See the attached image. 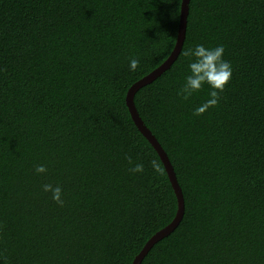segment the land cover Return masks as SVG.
I'll return each mask as SVG.
<instances>
[{
  "label": "trees",
  "instance_id": "1",
  "mask_svg": "<svg viewBox=\"0 0 264 264\" xmlns=\"http://www.w3.org/2000/svg\"><path fill=\"white\" fill-rule=\"evenodd\" d=\"M180 6L0 0V264H131L174 219L164 164L125 97L172 52ZM195 44H222L234 69L201 116L207 85L177 95ZM133 104L184 205L140 264H264V0H189L181 50ZM45 184L62 188V206Z\"/></svg>",
  "mask_w": 264,
  "mask_h": 264
},
{
  "label": "clouds",
  "instance_id": "2",
  "mask_svg": "<svg viewBox=\"0 0 264 264\" xmlns=\"http://www.w3.org/2000/svg\"><path fill=\"white\" fill-rule=\"evenodd\" d=\"M224 46L217 45L215 47H206L203 44H195L189 46L183 53V56L188 58L187 65L188 74L184 78V83L177 91V95L184 101H188L193 94L198 93L207 85L209 92L208 98L200 105L193 109L194 116H201L211 108L218 106L221 101V93L224 92L226 85L230 82L233 75V66L230 61L224 58ZM140 66V60L131 58L129 60V70L135 72ZM128 162L133 165L129 170L132 173H142L144 165L142 163H135L131 157H128ZM154 172H159V165L155 160L150 161ZM37 174H44L47 172L45 165L40 164L35 168ZM45 192H50L52 199L59 205H63L62 199L63 190L60 186H53L52 184L43 185Z\"/></svg>",
  "mask_w": 264,
  "mask_h": 264
},
{
  "label": "water",
  "instance_id": "3",
  "mask_svg": "<svg viewBox=\"0 0 264 264\" xmlns=\"http://www.w3.org/2000/svg\"><path fill=\"white\" fill-rule=\"evenodd\" d=\"M188 4H189V0H181L176 42L168 58L158 68H156L151 73H149L148 75H146L145 77H143L142 79L134 83L128 89L126 97H125L126 105L128 107V110L130 112V115H131V118L134 124L137 126L138 130L142 133V135L151 143V145L157 151L161 161L164 164V167L168 174L172 188L177 197V212H176L174 219L165 228L159 230L153 236H151V238L143 246L142 250L134 257L131 264H140L144 256L147 254L149 249L152 247V245L156 241L170 234L177 227L183 215V209H184L183 196L181 193V189L179 185L177 184L175 175L173 173V169L166 155L162 151L160 145L157 143L152 133L148 130V128L141 121L137 113V110L133 104V95L138 88L150 83L152 80L157 78L176 59L179 51L181 50V47H182V44L185 38V30H186L187 15H188Z\"/></svg>",
  "mask_w": 264,
  "mask_h": 264
}]
</instances>
